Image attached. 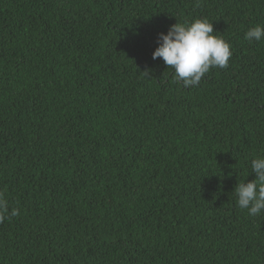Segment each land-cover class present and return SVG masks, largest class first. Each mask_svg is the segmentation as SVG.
Here are the masks:
<instances>
[{
	"label": "trees",
	"instance_id": "obj_1",
	"mask_svg": "<svg viewBox=\"0 0 264 264\" xmlns=\"http://www.w3.org/2000/svg\"><path fill=\"white\" fill-rule=\"evenodd\" d=\"M197 18L232 56L184 88L152 53ZM258 24L264 0H0V264H264L232 194L264 155Z\"/></svg>",
	"mask_w": 264,
	"mask_h": 264
},
{
	"label": "clouds",
	"instance_id": "obj_2",
	"mask_svg": "<svg viewBox=\"0 0 264 264\" xmlns=\"http://www.w3.org/2000/svg\"><path fill=\"white\" fill-rule=\"evenodd\" d=\"M245 39L264 40V25L251 27L245 33ZM157 44L152 53L153 60L162 59L173 69V80L184 88L197 86L211 68L228 67L232 56L231 45L217 35L213 22L207 18L172 24L166 34L158 35ZM250 167L255 179L238 182L232 194L240 209H246L250 216H257L264 212V155L251 159ZM18 214V209L9 210L7 200L0 195V221L8 215Z\"/></svg>",
	"mask_w": 264,
	"mask_h": 264
}]
</instances>
